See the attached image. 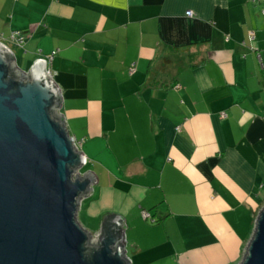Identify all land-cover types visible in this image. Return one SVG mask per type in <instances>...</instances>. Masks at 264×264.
<instances>
[{
  "label": "crops",
  "instance_id": "crops-1",
  "mask_svg": "<svg viewBox=\"0 0 264 264\" xmlns=\"http://www.w3.org/2000/svg\"><path fill=\"white\" fill-rule=\"evenodd\" d=\"M263 7L0 0V41L20 71L55 52L60 113L99 184L78 223L95 234L120 217L131 264L241 261L264 205Z\"/></svg>",
  "mask_w": 264,
  "mask_h": 264
},
{
  "label": "water",
  "instance_id": "water-1",
  "mask_svg": "<svg viewBox=\"0 0 264 264\" xmlns=\"http://www.w3.org/2000/svg\"><path fill=\"white\" fill-rule=\"evenodd\" d=\"M61 106L46 62L20 71L0 42V264H130L120 217L97 237L78 223L99 184ZM238 264H264V205Z\"/></svg>",
  "mask_w": 264,
  "mask_h": 264
},
{
  "label": "built area",
  "instance_id": "built-area-1",
  "mask_svg": "<svg viewBox=\"0 0 264 264\" xmlns=\"http://www.w3.org/2000/svg\"><path fill=\"white\" fill-rule=\"evenodd\" d=\"M261 13H262V15L264 17V7L262 8ZM192 14H193L192 11H190V10L186 11V15L187 16H192ZM24 36H25L24 33L19 32V31H16V32H13V33L10 34V39L12 40V42L20 45L22 43L23 39H24ZM249 37H250L251 40L254 39V33L253 32H250ZM54 53L55 52H52V54L47 59L48 60H51V58H52V56H53ZM47 59H40V60H43L44 62L47 63ZM134 69H135L134 68V65H131L129 67V73H132L134 71ZM47 73H48L49 77L52 79V77H51L48 69H47ZM58 113H60V110L58 111ZM221 116L224 117L225 114L222 113ZM74 142H75L76 147L79 149L77 142L75 140H74ZM141 214H142V217L144 219L149 220L150 222H154V219L151 217V215L149 214V212L143 210L141 212ZM95 235H96L95 237H97L99 235V233H96Z\"/></svg>",
  "mask_w": 264,
  "mask_h": 264
},
{
  "label": "rangeland",
  "instance_id": "rangeland-1",
  "mask_svg": "<svg viewBox=\"0 0 264 264\" xmlns=\"http://www.w3.org/2000/svg\"><path fill=\"white\" fill-rule=\"evenodd\" d=\"M79 150H80V148H79ZM85 169H86V167H83V168L80 170V173H81V174L84 173ZM127 250H128V254L131 255L130 248H127ZM125 252H126V250H125ZM126 256H127V254H126ZM129 261H130V264H131V259H130V258H129Z\"/></svg>",
  "mask_w": 264,
  "mask_h": 264
},
{
  "label": "trees",
  "instance_id": "trees-1",
  "mask_svg": "<svg viewBox=\"0 0 264 264\" xmlns=\"http://www.w3.org/2000/svg\"><path fill=\"white\" fill-rule=\"evenodd\" d=\"M112 217L111 216H108V218H106V220H105V222H104V226L106 225L107 226V224L108 223H110V219H111ZM108 220V221H107ZM108 225H110V224H108Z\"/></svg>",
  "mask_w": 264,
  "mask_h": 264
}]
</instances>
